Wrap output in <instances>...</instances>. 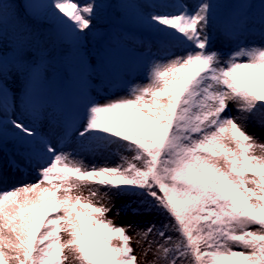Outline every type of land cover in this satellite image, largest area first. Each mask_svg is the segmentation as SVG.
I'll list each match as a JSON object with an SVG mask.
<instances>
[{"label": "snow or ice", "instance_id": "6c2138e0", "mask_svg": "<svg viewBox=\"0 0 264 264\" xmlns=\"http://www.w3.org/2000/svg\"><path fill=\"white\" fill-rule=\"evenodd\" d=\"M52 6L76 30L91 27L92 3ZM209 11L202 0L195 11L151 15L196 50L157 62L149 82L129 96L87 108L79 135L119 146L130 158L88 167L46 145L51 159L36 183L0 189V264H66V251L75 264H138L131 225L106 218L112 191L141 197L136 214L166 217L135 233V243L147 244L145 257L153 255L147 264H264V154H255L264 153V142L245 123L259 117L264 126V46L242 47L222 63L209 51ZM229 104L240 118L225 114ZM12 124L35 135L21 121Z\"/></svg>", "mask_w": 264, "mask_h": 264}, {"label": "rangeland", "instance_id": "374dc122", "mask_svg": "<svg viewBox=\"0 0 264 264\" xmlns=\"http://www.w3.org/2000/svg\"><path fill=\"white\" fill-rule=\"evenodd\" d=\"M22 1L29 12H34L37 22L27 20L22 30H17L11 6L8 13H0V83L3 84L0 90V189L36 183L40 179L38 170L48 162H40L30 154L26 135L13 126L14 120L32 129L33 138H49L57 153H68L88 167L122 164V157L130 158L131 152L116 145H104L91 136L82 138L79 135L87 108L93 103L104 104L129 96L133 87L149 82L151 69L157 62L196 49L175 31L161 41H152L157 36L142 26L151 21V15L159 12L148 5V0H74L80 5H94L91 27L83 32L76 30L73 23L52 6L53 0ZM176 1L179 4L171 13L184 8L195 11L202 2ZM251 1L256 7L244 10L242 0H206L210 4L206 29L209 51H216L222 63L242 47L264 46V0ZM13 2L5 1L6 4ZM52 19H57L58 23L50 25ZM136 32L141 38L132 37ZM64 34H68L72 44L71 57L66 63L58 54V44ZM65 71L67 79L63 77ZM225 114L242 116L234 104H229ZM68 121L72 126L67 125L71 127L69 135L57 142L60 134H51V131H58ZM245 123L247 132L264 142V126L259 117L249 118ZM255 154L264 153L257 148ZM41 187L50 186L42 184ZM100 191L103 193L107 189L100 187ZM72 195L95 202L86 190H73ZM108 197L112 210L106 218L116 225H131L127 234L133 237L131 246L138 264H147L153 255L149 252L145 257L147 244L135 243L138 239L135 233L150 223L166 222V217L158 212L134 213L132 209L142 203L137 195L112 191ZM61 235L62 240L68 239L66 233ZM113 243L119 244V241L113 240ZM65 254L69 258L66 264H75L72 253L66 251Z\"/></svg>", "mask_w": 264, "mask_h": 264}, {"label": "bare ground", "instance_id": "6f19581e", "mask_svg": "<svg viewBox=\"0 0 264 264\" xmlns=\"http://www.w3.org/2000/svg\"><path fill=\"white\" fill-rule=\"evenodd\" d=\"M242 1L243 4L245 5V7L243 8L244 10H247L252 7H256V5H254L251 0H242ZM147 3L148 5L157 9L159 14L171 13L173 10L176 9V7L179 4V2L176 0H148ZM137 27L140 28L139 25H137ZM142 28L144 30H149L154 32V34L157 37L152 40L153 42L161 41V38L168 37V34L174 33V30L166 29L165 27L159 26L153 23L152 21L143 24ZM132 37L135 39L141 38L140 35L137 34V32L132 34ZM69 124L71 126V122L68 121L66 124H64V126L61 129L59 128L58 131L55 130L51 131V134H56V133L60 134L59 138L57 139L58 140L57 142H62L69 135L70 129L72 127L71 126L69 129L67 126ZM25 143H27L31 148L29 152L36 160L41 162L43 160L49 161L51 159L50 154L45 151V146L51 145L49 138L41 137L39 139H35L33 137H29L26 135Z\"/></svg>", "mask_w": 264, "mask_h": 264}, {"label": "trees", "instance_id": "16d2710c", "mask_svg": "<svg viewBox=\"0 0 264 264\" xmlns=\"http://www.w3.org/2000/svg\"><path fill=\"white\" fill-rule=\"evenodd\" d=\"M7 1V0H5ZM4 0H0V13L2 12H8L9 6H11V10L14 13V23L16 25V29L21 30L23 26L25 25V21L29 20L30 23L37 22L36 18L33 16L34 12L27 11L26 8L23 6L22 0H12L16 1V3H10L6 4ZM8 3V2H7ZM13 6V7H12ZM57 19H52L50 21V25L57 24ZM68 34H64L62 37L60 43H59V56L61 58V61H64V63L67 62L66 59L69 58V54L72 51V44L70 43V40L68 39ZM31 56H29L30 58ZM69 60V59H68Z\"/></svg>", "mask_w": 264, "mask_h": 264}]
</instances>
